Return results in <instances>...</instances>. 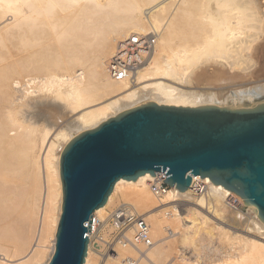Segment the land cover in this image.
<instances>
[{"label":"bare ground","instance_id":"6f19581e","mask_svg":"<svg viewBox=\"0 0 264 264\" xmlns=\"http://www.w3.org/2000/svg\"><path fill=\"white\" fill-rule=\"evenodd\" d=\"M202 1L0 0V236H4L7 224H16L7 217L18 202L13 198L22 195L26 199L22 206L25 215L17 222L19 231L15 232L18 243L11 252V246L7 249L0 241V264H47L51 259L63 203L61 157L77 132L148 102L230 107L264 102V85L224 95L210 89L200 92L192 86L199 80L198 72L204 64L212 65L214 72L237 74L229 82L239 85L255 79L258 52L264 51V0H209L203 17L197 11H201ZM194 11L202 19H195ZM182 22L190 28L174 45L171 40ZM151 29L161 37L155 52L138 69L134 82L112 78L108 63L117 44L132 32ZM204 29H210V42L204 40ZM208 43L214 48L209 56ZM38 92L65 102L78 113L77 128L71 126V132L53 131L39 125V107L30 99ZM192 177L188 189L181 191L172 186L162 197H156L150 189L152 173L135 180L119 179L107 202L94 214L104 221L102 229L108 227L105 213L121 193L147 220L151 218L161 233L167 227L165 214L172 213L169 237L184 230L197 234L204 229L207 235L215 236L216 229L222 228L221 221L229 226L226 235L239 240L235 242L239 243L235 245L236 262L256 257L264 260V220L257 206L209 176ZM197 184H204L206 192L196 191ZM181 201L195 205L188 207L184 217L177 204ZM225 204L234 208L241 205L248 215L252 214L246 227L227 222ZM165 237L157 241L162 242L160 246L153 241L152 246L140 251L119 246L117 255H107L101 264H129L126 257L136 258V252V264H153L167 247ZM124 253L129 255L123 257ZM92 254L89 245L85 264H91Z\"/></svg>","mask_w":264,"mask_h":264},{"label":"water","instance_id":"95a60500","mask_svg":"<svg viewBox=\"0 0 264 264\" xmlns=\"http://www.w3.org/2000/svg\"><path fill=\"white\" fill-rule=\"evenodd\" d=\"M164 172L184 191L209 176L259 209L264 220V102L251 107L148 102L75 136L61 157L63 203L47 264H85L96 209L119 179Z\"/></svg>","mask_w":264,"mask_h":264},{"label":"rangeland","instance_id":"374dc122","mask_svg":"<svg viewBox=\"0 0 264 264\" xmlns=\"http://www.w3.org/2000/svg\"><path fill=\"white\" fill-rule=\"evenodd\" d=\"M178 1L179 0H176V3ZM208 2H209V0H203L202 3L204 5H202V7L200 8L201 11L197 10L199 12V14L203 13V15L201 14L202 17L205 15L204 13L207 12V9H209V7L207 8ZM194 13H195V16L193 15V17L197 20H200L201 15L198 16L197 15L198 13L195 11H194ZM250 19H252V18H250ZM250 22L254 23V20H251ZM184 24H186V23L182 22L181 25L180 24L178 25V27L180 26L182 29H180V27L177 28L178 29V30H176L177 32L175 31L177 34L175 33L173 36L174 39L171 40L172 44L175 45L179 40H181L182 35L188 31L187 30L188 28H190L188 26H185ZM182 26H184L185 29ZM185 30H186V32H185ZM182 31H184V32H182ZM209 32H210V29L203 31V36L205 38L204 37H202V38H204V40L206 42L211 41V38H210L211 32L210 33ZM263 36H264V33H263ZM159 37H161V36H158V40H159ZM175 37L177 40L175 39ZM261 41L264 42V37L261 39ZM210 48H212V49H210ZM207 51H209V52H207L208 56L214 53V52L212 53V51H214V48L211 47V45H209V43L207 46ZM258 54H259L258 55L259 60H258L257 68H256L257 69L256 74L254 76L255 79L252 78L251 81L243 82L244 84L240 83L243 86L239 85V83L238 82L236 83L235 81L229 82V80H231V79L233 80L237 74L231 75L227 72H223V73L220 71L214 72L212 70V65H207V64L202 65L201 69L198 72L199 73V80H195L194 85H192V86L193 87L195 86V89H197V91H200V92H208L210 90H212V91L214 90L213 92H217L220 95H222V94L224 95L225 93L228 94L230 91L231 92H235V91L241 92L244 90L248 91V90H253V88H255L256 86H259V87L263 86L264 85V80H263L264 79V51L261 50V52L259 51ZM224 56H227V54H224ZM237 73L243 74L241 71H239ZM213 79L219 80L221 82L220 83L219 82L213 83L210 81ZM191 89H194V88L191 87ZM222 90H223V92H220ZM30 99H32L31 102L33 104L38 105V107H39V109H37V119H38L39 125H41L42 127L47 126L48 128L52 129L53 131L57 130V129L58 130L64 129L68 132H71V129H72V128H70L71 126L74 127L73 130H75L77 128V126H75V125L78 124V115L79 114L73 112L71 107L69 105H67L65 102L58 100V99H55L51 95H47V94L42 93V92H38L36 95H32ZM139 105H142V104H138L137 106H139ZM118 114H119V112H118ZM80 133L77 132V135ZM42 183H43V187L45 188L44 182H42ZM203 186H204V184H197L196 189H198V190H196V191H198L200 193H205L206 188H204ZM44 188H43V190H44ZM19 198L22 200H20ZM23 198L24 197L22 195L15 196L13 198L12 201H14V199H15V201L18 200V202L15 203V205H14L15 208L16 209L19 208V210H22V211L16 210L14 208V209L7 212V214L9 213V215H10V216L7 215V217H9L8 219H11V220L14 219L16 224H15V226H13V224L12 225L7 224L6 225L7 229L4 228L5 230H3L4 236H0V241H3L2 243L1 242L0 243L3 246H5L7 249L11 248V250H10L11 252L14 251L13 249L16 248V245L18 243L17 236L15 235L16 234L15 232L19 231V227L17 226V222L25 215L24 207L26 205V202H25L26 199L24 201ZM126 198H125V195L118 193L117 197L115 198V200H114L113 204L111 205V207L109 208V210L115 208L116 206H118L121 203H124L127 201L132 202L130 199H126ZM19 203L21 204V206ZM157 203H160V201L158 199H157ZM177 204L180 205L179 210L183 211L182 212L183 217L187 214L188 207H193V206L195 207V205L189 201H181V202H177ZM22 206H24V207L22 208ZM20 207H21V209H20ZM245 209L246 208L242 207L241 205L239 208H234V207L226 206V204H225L224 210H225V213L227 214V218H229V221H227V222H229V224H231L235 227H238V228L246 227L247 222L252 219V218H249V216L252 214L248 215V213H247L248 210H245ZM14 210H16V211H14ZM109 210H107V212ZM13 211L17 212V213H14ZM166 211L167 210H165V212ZM139 212L141 213V211H139ZM12 213H14V214H12ZM245 214H247V215H245ZM13 215H15V217L12 218ZM105 215H107V213H105ZM171 215H172V213L169 214L170 217H172ZM165 216L168 217V218L165 217L166 221L167 220L168 221H167L166 230L162 232L163 234L161 232L157 231V229H155V225L153 224V220L151 218L147 220L149 222V224L150 223L153 224V225L150 224L151 229H152L151 235H152L153 241L156 242L157 244L162 243L161 241H159V242H157V241L159 239L163 238V236L164 237L167 236V238L169 237L168 236L169 235L168 230H169V227H170V229L172 228L170 225L168 226V224H170L172 219L168 216V214H165ZM246 216H247V218H246ZM16 219H18V220H16ZM184 220L185 219H183V221ZM218 222L222 225V228L220 227L221 229L220 228L216 229V235L215 236L210 235V234L207 235L205 233V229H204L201 231L203 234L201 232L196 234L192 230H190V231L184 230L183 234L182 233L180 234V232H179L178 233L179 235H175L174 237H169L168 239L165 237L166 241H167L165 243V245H167V247L163 251H160L158 253V255H157L158 258H157V256L155 257L153 264L155 262H156L155 264H264V260L260 257L251 258V259L248 258L246 260H241L240 262H236V260L234 259V256L237 254L236 253L237 251H235L236 250L235 245H237V244L239 245V243L238 242L235 243V242L239 241V240H237V239L231 240V238H229V234L226 235L227 234L226 228H229V226L224 222H221V221H218ZM186 223L190 224L189 222H186ZM212 225H213V227L215 226V224H213V223H212ZM7 226H9V227H7ZM11 226H13V227H11ZM32 227L34 229L35 225L32 224L31 228ZM110 228H111V225L109 224V226L105 227L103 229V231L109 232V230L113 229V228L112 229H110ZM230 229L234 230V228H230ZM11 232H14V233L12 234ZM210 236H212L213 240L211 239ZM9 240H10V242H9ZM231 241H234L235 244ZM5 242H6V244H4ZM15 242H17V243H15ZM162 245H164V244H162ZM7 246L8 247L11 246V247L8 248ZM49 247L51 249V245ZM142 248H143V250L146 249L145 247H141V249ZM92 251H93V254L91 256V264H101V262H103V258L107 257V254L102 255L97 250H92ZM50 254H51V250H49V255ZM128 255H129V253H126L125 255H123V257L124 256L126 257ZM135 257L136 258L139 257L138 252H136ZM125 263H127V262H125Z\"/></svg>","mask_w":264,"mask_h":264},{"label":"built area","instance_id":"2783aa9c","mask_svg":"<svg viewBox=\"0 0 264 264\" xmlns=\"http://www.w3.org/2000/svg\"><path fill=\"white\" fill-rule=\"evenodd\" d=\"M158 32H132L124 37L116 47L114 56L108 63V71L116 80L134 82L136 73L146 59L155 52L158 43ZM150 189L156 197H162L172 187L164 180V172H156L149 182ZM107 223L109 232L102 229L103 220L93 214L86 236L92 250L102 255H117V247H131L141 250L153 245L151 225L132 202H124L108 211ZM138 258L126 257L129 264H136Z\"/></svg>","mask_w":264,"mask_h":264}]
</instances>
